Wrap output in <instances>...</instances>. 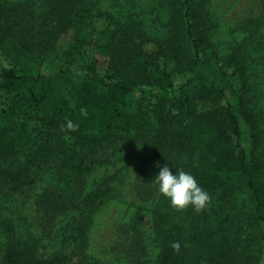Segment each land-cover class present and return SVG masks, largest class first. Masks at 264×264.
I'll return each mask as SVG.
<instances>
[{
    "label": "trees",
    "instance_id": "16d2710c",
    "mask_svg": "<svg viewBox=\"0 0 264 264\" xmlns=\"http://www.w3.org/2000/svg\"><path fill=\"white\" fill-rule=\"evenodd\" d=\"M162 1L165 37L134 17L106 15V70L97 58L78 63L95 10L88 0L0 1V193L21 195L39 178L45 185L32 239L4 219L0 204V264H102L87 256L89 232L111 188L89 190L87 178L104 163L100 153L120 143L139 146L148 170L168 164L191 173L210 195L200 212L177 211L162 196L154 216L158 264L264 258V0L238 22L243 35L227 54L212 42L210 0ZM69 33L72 42L61 47ZM52 56L64 64L47 73L32 68ZM227 69L240 81L236 104ZM136 90L150 94L135 102ZM240 116L252 133L251 159ZM139 226L130 232L129 264H146Z\"/></svg>",
    "mask_w": 264,
    "mask_h": 264
},
{
    "label": "rangeland",
    "instance_id": "374dc122",
    "mask_svg": "<svg viewBox=\"0 0 264 264\" xmlns=\"http://www.w3.org/2000/svg\"><path fill=\"white\" fill-rule=\"evenodd\" d=\"M0 1L12 4L25 0ZM33 1L34 3L43 2V0ZM88 1L95 10L89 17L84 32L89 43L88 53L83 61L79 60V64L85 60L97 58L100 69L106 70L105 33L109 28L110 16L118 19L134 17L141 22L149 34L159 37L166 35L168 6L162 0ZM253 3L254 0H210L207 2L213 21L212 42L224 54L233 48L235 40L241 39L243 34L235 32V29L238 22L254 8ZM72 37V33L65 36L60 43L61 47L68 46L72 42ZM62 64H64L62 57L52 56L44 61H36L32 68H38L47 73L56 65ZM173 67L171 63L167 65L168 70H172ZM227 73L232 83L230 97L236 104L241 88L240 81L237 76L232 75L231 69H227ZM146 94H150V91L136 90L132 98L135 102H139ZM258 112L264 121V111L261 112L258 109ZM239 124L243 146L248 158L251 159L253 144L250 127L241 116ZM106 149L100 153L105 155L104 163L96 166L87 178L89 190L97 188L102 183H106L111 188L108 201L93 218L87 256L92 261L102 264H129L132 242L130 232L134 224L135 226L140 224L141 239L145 244V262L158 264L162 242L156 232L154 216L162 195L157 190L154 178L159 169L152 167L148 170L143 160V150L133 143L110 145ZM50 180L52 185L58 186L55 175L51 176ZM44 186L43 180L39 178L34 187L26 189V192L21 195L0 193L2 215L4 219L14 223L19 235H25L31 239L39 236L35 206ZM253 258H255L254 254ZM259 264H264V258H261Z\"/></svg>",
    "mask_w": 264,
    "mask_h": 264
},
{
    "label": "clouds",
    "instance_id": "9594fccd",
    "mask_svg": "<svg viewBox=\"0 0 264 264\" xmlns=\"http://www.w3.org/2000/svg\"><path fill=\"white\" fill-rule=\"evenodd\" d=\"M67 128L74 130L75 125L72 121L67 122ZM159 171L154 178L157 190L164 198L169 201L172 208L182 211L191 207L194 211L204 210L210 202L209 193L204 190L191 173L170 168L168 164L157 165ZM174 249H179L180 244L174 243Z\"/></svg>",
    "mask_w": 264,
    "mask_h": 264
}]
</instances>
